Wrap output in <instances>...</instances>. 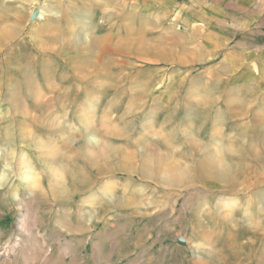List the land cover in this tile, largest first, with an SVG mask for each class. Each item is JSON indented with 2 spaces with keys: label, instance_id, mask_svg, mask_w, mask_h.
<instances>
[{
  "label": "rangeland",
  "instance_id": "obj_1",
  "mask_svg": "<svg viewBox=\"0 0 264 264\" xmlns=\"http://www.w3.org/2000/svg\"><path fill=\"white\" fill-rule=\"evenodd\" d=\"M261 16L264 0H0V173L11 146L28 150L45 188H23L20 204V166L0 176V264H264V82L241 67L264 43L243 19ZM209 29L230 52L199 51ZM29 105L40 119L22 128ZM87 128L136 166L160 152L194 180L167 186L121 169L120 155L100 172L77 152ZM191 140L228 164L230 187L198 177ZM58 151L63 195L42 176ZM109 182L112 198L99 194Z\"/></svg>",
  "mask_w": 264,
  "mask_h": 264
},
{
  "label": "bare ground",
  "instance_id": "obj_2",
  "mask_svg": "<svg viewBox=\"0 0 264 264\" xmlns=\"http://www.w3.org/2000/svg\"><path fill=\"white\" fill-rule=\"evenodd\" d=\"M44 14H45V11L43 9H41L40 16L42 17V16H44ZM94 46H95V43H94ZM101 49H102V47H100V50ZM98 52H100V51H98ZM36 86H38V85H36ZM36 86H35V83L30 82L29 83V90H28L29 92L26 93L27 98L30 96V98L32 97V100H33V102H30L28 100L29 104L32 103L34 106H36V103H35L36 101H34V97H33L32 94H33L34 88ZM34 106H32V107H34ZM47 111L48 110L41 109L42 115H44V117L45 116H47V117L50 116V114ZM15 112H16V110H15ZM21 113L24 115V120H23L24 122L22 123V128H28L34 122H37L36 118L38 116L36 117V115H38V114H34L33 109L30 107V105L28 107H24ZM146 120H149V118H147ZM145 123H147V121L146 122L144 121L142 123V127H143V128L141 127L142 129H145ZM149 123H151V122H149ZM149 123L146 124V125L149 126ZM63 124H65V123H63ZM66 126H67V124H66ZM147 129H145V130H147ZM110 130H108V134H109ZM61 131L63 132V130H61ZM86 131H87L86 132L87 134H86V136L84 135L86 137V140L84 139V141L79 142V144L77 143L79 145V146H77V152L79 154H81L83 156L82 158H85L86 161H88L89 164H91L92 167L97 168V170H99L100 172L104 171V168H102V166L98 165V162H99L100 158L103 157V162L105 160L106 164H107V159H109V162H110V160L112 159V155L115 156V157L120 155L121 156V158H120L121 159L120 160L121 161V164H120V168L121 169L126 170V171H128L130 173L131 172L132 173H137V174L139 173L140 176L149 177V178L153 177V178L159 180L162 184H166L167 186H179V185L185 184L186 181L189 182L191 180L192 181L194 180L192 176H186L187 173L185 172V170L182 167H180L179 165H177L174 162L170 161V159H168L164 154H162L160 152H157L155 154L152 153L154 155V157L156 158V160L153 159V156H151L150 154H147V155L143 154L141 162L139 163L138 166H136V164L133 163L134 161H133V158H132V154L130 152L123 151L120 148H118L117 146L111 145L106 140L102 141V139L97 136L95 130H93V129L87 128ZM25 134L26 135H31L32 132H31V130L27 129L25 131ZM104 134H105V132H104ZM107 139H108V137H107ZM191 141H193L190 144L192 146V148H194L197 151H199V153L200 152L203 153V154L202 153L200 154V155H202V157L200 158L201 160H200V164H199L200 170H201L200 172H201L202 176H198V177L202 178L203 181H205L209 185H211V183L212 184H214V183H223V185H217V186H219L221 188L230 187L231 184H232V177L229 176L230 167L228 166V164L225 163L224 161H218L217 162L216 160H214V156L215 155L213 154V152L209 151V149L207 148L208 146H204L202 144H199L196 140L195 141L191 140ZM148 146H149V144H148ZM48 148H49V145H47V146L45 145L44 146V150H48ZM144 148H145V146H144ZM257 148L263 149L262 146H257ZM42 149H43V147H42ZM62 152L61 151L59 152L61 155H63L62 158L53 157L52 159H49L48 158L49 156H47L46 159H45V162H44L45 163L44 167L42 168V170H43L42 176H47V182L49 183L47 185L49 186L50 189L54 190L57 195H63L66 190H64V187L61 190H59L58 187H57L59 182L58 181H54L50 177L53 176V172H54L55 168H59L61 171L66 168V161H65V158H64L65 153H62ZM120 152H122V153L120 154ZM4 153H6V152H4ZM8 154L10 156L9 161L11 162V166H6L5 165V168H4L3 172L0 173V176H10V174H11L10 171L16 169V167L18 165L20 166V173H21L20 176H21L23 181H22V185L16 187V189L14 191L13 198L16 200V202H18L20 204H23L26 201V192H27V190H25L23 188H25L27 186L28 187L31 186V188H32L30 190V197L29 198H32L33 195H35L36 193H39L41 191H45L44 183H43L44 180H42V181L39 180L38 181L39 184L35 185L36 187H34V182L35 181H33V180L36 179V176H41V175L38 174V172H37V170L35 168V161L30 157L31 154L29 153V151L28 150L23 151L21 156L18 157L17 156L16 147L11 146L9 148ZM217 158L215 157V159H217ZM1 159H4V154L3 153L0 154V161H2ZM217 160H219V158ZM107 168H108L107 170L112 171V167H110V166L108 167L107 166ZM116 169H117V167H116ZM109 183L104 185V187L99 189V194H104L107 197L112 198V194H113L114 190L112 189L111 183L110 184ZM1 185L2 184L0 182V187H1ZM93 196H94V197H92L93 199H97V198H95V196H98V195H93ZM84 197L82 198L81 202L83 201V203L87 204L89 199L86 198V196H84ZM88 203L90 204V202H88ZM131 206H132V204H131ZM23 217L24 218H23V221H22V226H23L24 229H26V225H27L29 216H28V214H25Z\"/></svg>",
  "mask_w": 264,
  "mask_h": 264
},
{
  "label": "crops",
  "instance_id": "obj_3",
  "mask_svg": "<svg viewBox=\"0 0 264 264\" xmlns=\"http://www.w3.org/2000/svg\"><path fill=\"white\" fill-rule=\"evenodd\" d=\"M250 9L247 8L246 11ZM250 17H244L243 28L242 31L249 33L252 37H260L264 39V16L260 18H254L250 20ZM228 25L229 24H225ZM229 30V29H228ZM236 36V35H234ZM200 37V38H199ZM230 37L225 34V32H219L215 30L209 29L205 34H197L194 36V45H196L200 52L204 53L208 59L219 55L224 50H228L230 52L229 44H230ZM192 44V43H191ZM259 44V51L254 52L255 58L250 60L248 63L244 62L241 67L249 68L254 71V73L262 74L261 82H264V43ZM235 51V50H234ZM258 52V53H257Z\"/></svg>",
  "mask_w": 264,
  "mask_h": 264
}]
</instances>
